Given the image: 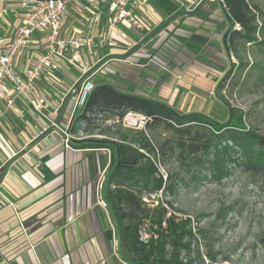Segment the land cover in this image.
<instances>
[{
  "label": "crops",
  "instance_id": "1",
  "mask_svg": "<svg viewBox=\"0 0 264 264\" xmlns=\"http://www.w3.org/2000/svg\"><path fill=\"white\" fill-rule=\"evenodd\" d=\"M218 2L134 5L144 29L124 23L128 39L113 32L114 47L95 45L101 61L115 71L96 76V84L200 113L215 100L228 66L221 40L234 24ZM7 21L15 19L0 17L2 32ZM1 107L0 100V138L14 156L0 141L1 191L9 200L0 198V264H135L122 251L105 182H98L116 160L115 146L95 140L106 137L102 134L71 139L70 147L58 132L34 138L28 116Z\"/></svg>",
  "mask_w": 264,
  "mask_h": 264
},
{
  "label": "trees",
  "instance_id": "2",
  "mask_svg": "<svg viewBox=\"0 0 264 264\" xmlns=\"http://www.w3.org/2000/svg\"><path fill=\"white\" fill-rule=\"evenodd\" d=\"M224 4L232 23L240 25L239 29L232 26L227 31L224 39L227 48H233L236 37L247 42L261 41L257 35L260 31L257 5L251 0H224ZM235 66L232 63L231 70ZM231 70L219 83V90L224 88ZM221 99L228 106L229 117L225 121L203 113H184L161 100L125 93L110 84H98L77 117L76 127L93 133L99 115H117L121 120L127 113L136 112L148 118L146 127L150 130L160 125L172 129L176 136L171 139V145L174 151H179L178 156L191 157L199 164L207 162L216 178L229 174L230 161L237 162L245 172L264 174V133L251 128L244 112L224 97ZM198 125L210 129L200 130ZM98 133L106 137L95 140L115 144L120 150V164L114 170L115 160L111 167L104 195L117 221L122 251L135 264H188L181 252L189 249L191 238H195L191 219L170 212L164 201L149 206L142 198L144 191L175 189L174 175L164 178L158 167L160 147L144 129L130 134L103 127ZM146 222L149 237L141 239L140 230ZM205 256L211 264L216 262V253L210 245Z\"/></svg>",
  "mask_w": 264,
  "mask_h": 264
},
{
  "label": "built area",
  "instance_id": "3",
  "mask_svg": "<svg viewBox=\"0 0 264 264\" xmlns=\"http://www.w3.org/2000/svg\"><path fill=\"white\" fill-rule=\"evenodd\" d=\"M149 1L0 0V17L8 10L15 16L14 22H6L5 32L0 29L2 112L15 110L28 116L33 123L34 138L58 132L66 147H70L71 139L84 138L73 131L77 112L85 108L97 86L96 76L115 72L108 62L101 61L95 45L114 47L113 32L121 39H128L122 28L124 23L135 30L144 29L143 20L132 8ZM174 1L183 5L185 0ZM217 1L225 6L224 0ZM234 27L239 29L240 25L236 23ZM135 45L136 42L131 44ZM126 121L142 129L148 118L129 112ZM0 141L14 156L2 138ZM105 180L103 173L98 182L103 185ZM156 196V192H149L143 198L149 206H154ZM0 198L9 201L1 191V181ZM100 201L107 205L106 200ZM73 216L71 213L69 219ZM140 234L141 239L149 237L144 227Z\"/></svg>",
  "mask_w": 264,
  "mask_h": 264
},
{
  "label": "rangeland",
  "instance_id": "4",
  "mask_svg": "<svg viewBox=\"0 0 264 264\" xmlns=\"http://www.w3.org/2000/svg\"><path fill=\"white\" fill-rule=\"evenodd\" d=\"M251 2L259 9L260 31L257 35L261 41L247 42L243 37H236L229 50L221 40L228 61L222 79L231 70L232 63L236 66L224 88L212 94L215 100L208 102L206 99L208 103L200 113L219 121L227 120L228 106L221 99L224 97L245 113L251 128L264 133V0ZM6 13L11 20L15 19L10 10ZM83 109H79L73 124L77 136H98L103 127H111V131L122 129L130 134L144 129L160 147L158 167L166 177L174 175L175 189L173 192L157 191L154 204L164 201L170 212L191 219L195 238H191L190 248L181 252L188 264H211L205 256L207 245L216 253L213 264H264V174L245 172L237 162L230 161L229 174L216 178L207 162L199 164L191 157L178 156L179 151H174L171 145V139L176 136L172 129L163 125L155 126L153 130L146 126L136 129L134 122L126 121V115L121 120L117 115H99L94 132L84 131L76 127L77 117ZM203 127L199 129H205ZM209 129L206 127L205 131ZM147 193L144 191L142 198ZM143 227L148 232V222Z\"/></svg>",
  "mask_w": 264,
  "mask_h": 264
},
{
  "label": "water",
  "instance_id": "5",
  "mask_svg": "<svg viewBox=\"0 0 264 264\" xmlns=\"http://www.w3.org/2000/svg\"><path fill=\"white\" fill-rule=\"evenodd\" d=\"M115 146V153H116V160H117V163L114 167V170L117 168V166L120 164V150L118 148V146H116L115 144H113Z\"/></svg>",
  "mask_w": 264,
  "mask_h": 264
},
{
  "label": "bare ground",
  "instance_id": "6",
  "mask_svg": "<svg viewBox=\"0 0 264 264\" xmlns=\"http://www.w3.org/2000/svg\"><path fill=\"white\" fill-rule=\"evenodd\" d=\"M133 115H135V114H133ZM136 117V116H135Z\"/></svg>",
  "mask_w": 264,
  "mask_h": 264
}]
</instances>
